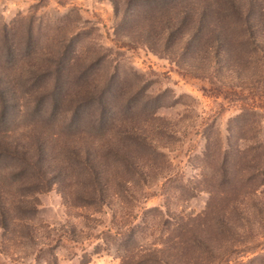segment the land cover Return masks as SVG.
I'll list each match as a JSON object with an SVG mask.
<instances>
[{
  "label": "rangeland",
  "instance_id": "374dc122",
  "mask_svg": "<svg viewBox=\"0 0 264 264\" xmlns=\"http://www.w3.org/2000/svg\"><path fill=\"white\" fill-rule=\"evenodd\" d=\"M172 1L0 0V264H121L156 248L174 253L177 223L204 212L217 162L264 143V30L255 31L254 72L226 66L220 81L208 82L196 76L191 55L181 58L182 44L148 45L155 21H131L134 4L146 13ZM251 2L250 15H264V0H176L174 10L199 15L232 3L244 15ZM46 66L49 75L41 72ZM108 85L117 87V118L130 117L122 130H136L152 147L147 158H134L127 193L108 171L103 200L86 203V175L74 155L84 153L88 120L100 114ZM128 101L135 111L124 108ZM76 114L81 131L73 135ZM256 167L247 173L264 179V167ZM238 206L244 238L234 239L226 264H258L264 184Z\"/></svg>",
  "mask_w": 264,
  "mask_h": 264
},
{
  "label": "trees",
  "instance_id": "16d2710c",
  "mask_svg": "<svg viewBox=\"0 0 264 264\" xmlns=\"http://www.w3.org/2000/svg\"><path fill=\"white\" fill-rule=\"evenodd\" d=\"M131 1L134 0H126L127 5ZM176 4V0L165 2L152 7L146 13L141 12L139 7L134 9L136 4L132 6L130 13L134 26L144 18L155 21L152 25L158 33L154 36V41L145 39L148 45L154 50H170L173 46L177 48L182 44L181 58L191 55V67L196 70V76L205 78L208 82L213 78L220 81L219 73L226 66L228 69L240 70L241 72L235 71L238 75L255 71L258 67L254 62V55L258 54L255 31L264 30V15H250L254 5L252 2L243 12L244 15L238 14L232 3H216L215 11L211 6L204 7L199 15H194V12L189 15L185 10H174ZM115 8L117 9V5ZM126 20V15L120 17L119 25L123 26ZM255 20L258 22L253 24L252 21ZM40 68L42 74H50L48 66ZM109 85L107 92L104 90L99 99L100 114L95 121L90 119L87 122L89 128L81 141L85 145L84 153L76 150L74 155L76 167L86 175L87 182L83 184V196L87 198L83 202L86 203L103 200V181H107L108 171H112L113 175L110 181L120 187L121 193H127V184L136 179L134 176L137 173V164L134 158L142 154L147 158L150 152L146 150L152 147V142L138 137L136 130H122L123 124L130 117L124 119L122 115L123 117L117 118V109L112 104V101L119 98L116 93H112L117 87ZM130 103L132 102H126L124 108L133 112L136 109ZM248 113L254 115V110ZM242 115L240 113L236 117ZM75 116L73 121L76 119V125L73 121L70 124L73 135L81 131V128L77 129L81 118L78 117L79 114ZM209 144L211 145V140ZM263 145L264 143L252 144L242 150L236 148L230 162L226 158L217 162L219 175L215 184L207 190L209 198L204 212L200 216L189 217L177 223L179 227L173 235L176 240L174 253L156 248L139 254L136 258L125 257L121 264H226L234 252V239L243 237L245 228L240 222L242 213L238 204L246 198V194L255 193L264 184V179H257V175L247 173L250 167L257 168L256 164L264 167V155L258 156V149L262 148L261 151H264ZM22 152L18 156L25 159L27 152ZM42 155L43 153H38L36 158L42 160ZM239 168L243 175L241 177ZM117 176L120 178L117 179ZM228 209L235 215L236 224L226 219L225 213ZM261 228L264 229V225ZM167 255H170L169 259ZM259 258L258 264H264V255Z\"/></svg>",
  "mask_w": 264,
  "mask_h": 264
}]
</instances>
